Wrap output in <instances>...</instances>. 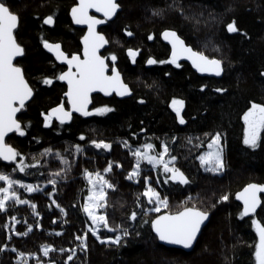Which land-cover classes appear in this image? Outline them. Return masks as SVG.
I'll use <instances>...</instances> for the list:
<instances>
[{
	"label": "trees",
	"instance_id": "obj_1",
	"mask_svg": "<svg viewBox=\"0 0 264 264\" xmlns=\"http://www.w3.org/2000/svg\"><path fill=\"white\" fill-rule=\"evenodd\" d=\"M7 3L19 15L14 34L24 52L15 63L22 68L32 87L33 98L17 115L22 125L30 122L25 135L13 133L6 141L22 154L25 164L35 165L34 154L42 163L29 168L26 175L13 171L15 162L0 161V171L11 174L13 179L41 185V190L33 193L14 186L22 199H29L37 205L40 215L35 216L28 204L13 206L9 201V207L0 212V244L6 243L9 249L14 247L25 253L35 252L36 259H30L31 264H36L37 258L44 264L50 260L65 264L73 248L75 256L68 264H255V245L259 239L251 221L255 218L264 225V207L252 216L241 218L242 207L235 194L253 181L264 183V132L256 149L244 145L242 119L252 102L264 103V0H120L118 16L100 29L108 40L102 56L111 66L110 54L117 55L116 66L132 89V95L128 99L114 96L105 99L95 95L92 107L107 104L114 111L89 117L74 115L64 124L51 119L48 126L44 124L42 113L46 115L62 102L67 108L66 86L59 80H53L50 85L42 83L44 76L57 75L64 70L43 50L42 39L61 44L67 54L81 53L80 38L84 30L74 28L68 17L75 0H7ZM156 8L162 10L158 16L153 15ZM47 15L54 17V24L49 28L43 23ZM232 20L237 21L239 32L227 31L226 25ZM126 28L133 33L132 36L126 34ZM166 29L175 30L194 50L220 59L222 77H199L183 62L180 67L157 63L147 68L146 60L150 56L157 60L169 59L170 48L161 37ZM149 35L153 39L149 40ZM128 48L140 50L135 63L127 55ZM218 88L224 91L217 92ZM173 97L186 102L182 109L186 120L183 125L176 120L175 112L169 106ZM216 132L221 134L225 168L219 174H207L196 157ZM82 133L85 136L83 141L79 138ZM172 136L176 137L175 141ZM189 137L192 138L191 144L188 143ZM90 139L110 141L111 151L95 149L88 143ZM122 140H128L133 149L146 142L158 146L161 140H166L189 183L163 184V174L145 165H142L139 181L127 180L126 175L135 158L122 146ZM77 143L82 144L85 151L76 154L75 159L70 152L65 153L71 162V171L58 181L57 191L48 197L47 192L52 191V186L45 180L48 173L60 165L55 157H41L40 153L48 147L64 152ZM109 160L119 161L122 168L114 165L113 171L106 174V178L117 186L108 190L106 214L110 224L122 223L128 227L130 235L122 237L117 246L102 244L88 233L85 251L75 239L84 234L88 224L81 209L88 195L83 169L102 172ZM144 176L150 177L152 186L167 195L169 202L174 201L162 213L181 208L188 192L192 193V199L187 201V206L196 205L209 211L210 221L201 230L189 253L166 248L151 232L150 220L156 214L149 212L145 217L136 206V197L141 194L143 207H152L142 196ZM156 179L161 183L156 184ZM225 193L229 200L217 203ZM52 199L65 209L66 215L51 203ZM261 200L264 205V197ZM133 210L139 213L135 221L128 219ZM10 216H15L18 221L16 231L24 232L27 224H33L32 230L26 236L9 233L3 225L12 224ZM53 217L57 218L55 223ZM144 220L149 223H143ZM37 221L41 223L40 228L35 227ZM100 233L115 234L108 230ZM8 235L12 236L10 241ZM45 244H51L55 249L47 257L40 251L41 245ZM61 248L65 251L60 252ZM0 264H17L16 253L10 250L0 252Z\"/></svg>",
	"mask_w": 264,
	"mask_h": 264
},
{
	"label": "snow or ice",
	"instance_id": "obj_2",
	"mask_svg": "<svg viewBox=\"0 0 264 264\" xmlns=\"http://www.w3.org/2000/svg\"><path fill=\"white\" fill-rule=\"evenodd\" d=\"M120 8L121 5L117 0H77L71 8L72 20L77 25L87 26V31L81 37L83 44L82 55L80 52L67 54L61 49L59 43H50L47 39H42L43 46L48 51L54 52L57 60L63 61L67 65V69L60 71L57 75L44 76L42 83L50 85L53 83V80L66 82L67 91L64 92V97H66L67 104L70 105V108L66 110L64 102H62L55 108L50 109L46 115L42 113L44 115L45 126L50 125L53 116H56L60 123L63 124L65 121L72 120L73 112L79 113L84 117H89L92 115H105L114 111L107 104L90 109L89 105L92 103L91 94L93 92L98 91L105 95L115 92L116 95L121 97L131 94L132 89L124 82L116 66L117 55L115 53L110 54L112 61L110 66L106 62V58L99 54V50L108 43V40L101 32L97 31V25L104 23L116 15ZM90 9H95L97 13H102L104 19L101 20L96 15H91ZM161 12V9H153V15L158 16ZM43 23L53 25V15L45 16ZM18 25V13L11 10L7 0H0V160L15 162L13 171L18 170L27 175L29 174V168L41 165V159L37 158L34 154L32 158L35 161V165L25 164L22 154L15 147L5 142L8 133L15 132L24 136L26 127L30 125V122L29 125H22V122L17 118V113L25 107V102L33 96V89L25 79L22 68L14 62V59L24 52V48L18 43L14 34V30L18 28ZM226 27L230 33L240 31L236 20L227 23ZM125 31L128 36L133 35L127 28ZM162 35L166 41L171 43V56L168 61L157 60L150 56L146 60L148 65L171 63L180 67L177 62L183 56L187 57L193 67L201 73L220 75L223 71L220 59L210 58L204 52L194 50L185 43L184 39L175 30L166 29ZM148 39H153V36L149 35ZM139 51V49H127V55L133 63H135ZM109 68L111 74H109ZM201 87L203 88L204 86L202 85ZM216 91L223 92L224 89L218 88ZM141 103H143V100H141ZM185 103L184 99L173 97L169 105L175 112L176 120L182 125L186 123L185 117L182 115ZM242 119L244 121L243 143L252 149H256L261 142V133L264 132V103L252 102L251 106L243 113ZM141 131H144V129H141ZM204 135L207 136L208 133ZM79 138L81 141L85 140L84 134L82 133ZM171 139L175 141L176 137L172 136ZM187 139L188 143L191 144L192 138L189 137ZM88 143L97 150L110 152L112 149V143L104 139H90ZM121 143L124 148L129 149L130 155L135 158V163L126 175L127 180L139 181L141 178L142 162H146L151 166L153 171L163 174V184L176 182L186 185L189 183L188 176L177 166L176 162L178 158L172 154V147L166 140H161L158 146L151 142H146L134 149L128 140H122ZM157 147L160 149L159 151L156 150ZM207 149V151L202 152L196 157L200 166L207 172H223L225 162L221 134L219 132L211 136ZM84 151L85 148L80 143L72 145L71 149L66 148L64 152L54 150L52 147L42 150L40 153L41 157H55L60 165L57 170L49 172L48 178L45 180L46 184L52 186V191L47 192L48 197H52L53 193L57 191L58 181L64 179L67 173L71 171V162L65 153L70 152L73 159H75L76 154L83 153ZM18 157L20 159L17 162ZM114 165L116 168H122L119 161L109 160L102 170L103 174L99 170L93 172L87 168L83 169V176L88 184V195L84 198L81 209L91 220V225L86 226L87 230L83 235L75 237L80 242L79 246L82 250H87L89 232L100 243H111L117 246L121 243L122 237L130 235L128 227L122 223H115L114 226L110 224L109 217L106 214V208L109 204L108 189H115L117 186L107 179L104 174L111 173ZM0 181H3L5 184L4 187H0V212L5 211L9 207L8 202L12 201L13 206L28 204L35 216L40 215L37 211V205L29 199H22L18 190L14 187L18 185L26 192L33 193L41 190L40 184L34 185L25 183L21 179H13L11 174L5 171H0ZM155 183L160 184L161 180L156 179ZM143 184L144 190L142 196L147 198L149 205H152V207L144 208L141 194L137 195L136 206L141 209L143 216L147 217L149 212L160 213L161 208H168L169 197L162 195L161 192L152 186L149 176L143 177ZM261 193H264V183H248L241 191L236 192V199L243 202V209L239 213L241 218L247 216L249 213L255 214L258 207H264L262 205ZM191 199V197H188L186 201H182L183 206L176 211L158 214L150 220L151 229L160 241L182 245L184 248H190L193 245L202 224L209 218V211L202 210L196 205L187 206V201ZM227 200H229V195L225 193L219 197L217 203ZM51 203L56 205V208L60 210L62 215H66L65 209L55 199H52ZM138 215L139 213L133 210L129 214L128 219L135 221ZM56 219V217H53L52 222L55 223ZM9 220L12 221V224L6 223L3 227L9 233H14L17 236H26L33 228V224H27L26 230L19 232L16 231V224L18 223L16 217L10 216ZM25 223L27 222L25 221ZM143 223L147 224L149 221L144 220ZM251 223L259 237L258 243L255 245V264H264V225L255 218L252 219ZM35 227L40 228L41 223L37 221ZM101 228L115 234L101 235ZM59 234L57 233V235ZM11 238V235L7 236L9 241ZM7 250L16 253L17 264H28L29 256L36 257L35 252L25 253L18 251L14 247L9 249V245L6 243L0 244V252ZM53 250L55 249L51 244L41 245L40 248L45 257L49 256L50 251ZM59 251L64 252L65 250L61 248ZM70 251L71 255L66 257L65 264H68L75 256V248ZM37 264H44V262L40 258H37ZM48 264H56V261L50 260Z\"/></svg>",
	"mask_w": 264,
	"mask_h": 264
},
{
	"label": "water",
	"instance_id": "obj_3",
	"mask_svg": "<svg viewBox=\"0 0 264 264\" xmlns=\"http://www.w3.org/2000/svg\"><path fill=\"white\" fill-rule=\"evenodd\" d=\"M119 1L120 0H117V2L119 3ZM76 2H77V0H76ZM75 2V3H76ZM73 7V6H72ZM71 7V8H72ZM71 8H70V11H69V17H70V20H71V23H72V26L74 27V28H77V29H80V30H84V33L87 31V26L86 25H77V24H75L74 22H73V20H72V17H71ZM121 11V8L118 10V12L117 13H119ZM89 12H90V14L91 15H96L99 19H101V20H103L104 19V17H103V14L102 13H97L96 11H95V9H90L89 10ZM117 15H114L113 17H111V18H109L107 21H105L104 23H102V24H100V25H97V31H99L101 28H103V26L104 25H106L107 23H110V22H112V21H114V19H115V17H116ZM46 27H51V26H53V25H46V24H44ZM100 32V31H99ZM164 32V31H163ZM162 32V33H163ZM14 33H15V30H14ZM84 33H83V35H84ZM162 33H161V37H162V40L167 44V46H169V48H170V54H169V57L171 56V50H172V46H171V43L169 42V41H166L165 39H164V37H163V35H162ZM82 35V36H83ZM81 39V38H80ZM107 39V38H106ZM50 43H52V42H50ZM61 45V44H60ZM80 46H81V55H82V49H83V44H82V41L80 40ZM108 47V43L107 44H105L100 50H99V54L100 55H102V53L104 52V50L106 49ZM43 50L46 52V53H48L49 55H51V57L53 58V60H54V62H56L57 63V65H59V66H63L65 69L64 70H66L67 69V65H66V63L65 62H63V61H59V60H57L56 59V56H55V53L54 52H50V51H48L44 46H43ZM23 55V54H22ZM22 55H20V56H18V57H16L15 59H14V62H16V60L18 59V58H20ZM106 62H108L107 60H106ZM186 63L189 67H191V69H192V71H194L199 77H209V78H221L222 76V72H221V74L220 75H216L215 73H201V72H199V71H197L194 67H193V65H192V63H191V61L190 60H188L187 59V57H181L179 60H178V64H181V63ZM151 66H153V65H148L147 63H146V67L147 68H149V67H151ZM121 73V72H120ZM109 74H111V72H110V68H109ZM121 77H122V74H121ZM123 79V78H122ZM60 83H64L65 84V86H66V91H67V84H66V82H64V81H60ZM31 87V86H30ZM95 95H100V96H102L103 98H110V97H115L116 99L118 98V99H128V97H130L131 95H132V92H131V94H129V95H126V96H124V97H121V96H118V95H116V93L115 92H113V93H111V94H109V95H105L104 93H101V92H98V91H96V92H93L92 94H91V96H92V98L93 97H95ZM33 98V96L32 97H30L29 98V100L28 101H26L25 102V105L26 104H28L29 102H30V100ZM65 98V101H66V97H64ZM66 105H67V108H66V110L67 109H69L70 108V105H68L67 104V102H66ZM56 107V106H55ZM55 107H53V108H55ZM91 107H92V103L89 105V108L91 109ZM17 115H18V113H17ZM74 115H76V116H81V117H84V116H82V115H80L79 113H76V112H73V116ZM55 120L56 122H58V123H60V121L57 119V117L56 116H53L52 117V120ZM71 121V120H70ZM70 121H65L64 123H67V122H70ZM63 123V124H64ZM13 133H15V132H12V133H8L7 134V136H6V138H5V142L7 143V141H6V139L7 138H9V136L10 135H12ZM0 161H2V160H0ZM3 163H11V162H4V161H2ZM243 189V188H242ZM241 191V190H240ZM261 195V197H264V193H261L260 194ZM236 196V195H235ZM236 201H237V203L240 205V207H242V209H243V202L242 201H239V200H237L236 199ZM260 207H258V209H259ZM257 209V210H258ZM163 214V213H162ZM252 215H254L253 213H249L247 216H252ZM210 221V214H209V218L202 224V226H201V230L208 224V222ZM200 230V232L198 233V235H197V239L200 237V234H201V231ZM151 232L154 234V236L156 237V234H155V232L151 229ZM157 238V237H156ZM197 239L194 241V243H193V245L190 247V248H184L182 245H175V244H171V243H168V242H164V241H160L158 238H157V241H158V243L159 244H161V245H163V246H165L166 248H174V249H177V250H179V249H181L182 251H184V252H186V253H189L192 249H193V247L195 246V244H196V241H197Z\"/></svg>",
	"mask_w": 264,
	"mask_h": 264
},
{
	"label": "rangeland",
	"instance_id": "obj_4",
	"mask_svg": "<svg viewBox=\"0 0 264 264\" xmlns=\"http://www.w3.org/2000/svg\"><path fill=\"white\" fill-rule=\"evenodd\" d=\"M209 142V141H208ZM160 150V149H159ZM159 150H157V151H159ZM208 149H207V146L204 148V150H201V152L199 153V154H201L202 152H204V151H207ZM142 165H145L146 167H148V169H151V166L150 165H148L146 162H142ZM204 170V169H203ZM204 172H206L207 174H208V172L207 171H205L204 170ZM102 173V172H101ZM219 173H221V172H219ZM218 173V174H219ZM103 174V173H102ZM209 174H217V173H212V172H209ZM104 175H106V174H104ZM84 180L86 181V179L84 178ZM0 182H2L3 183V185L5 186V184H4V182L3 181H0ZM176 183V182H175ZM252 183H256V182H252ZM86 185H87V192H88V184H87V181H86ZM4 186H2V187H4ZM109 190V189H108ZM187 196H189V197H191L192 198V193H187V195L183 198V199H185L186 200V198H187ZM146 200H147V198H146ZM180 202V201H179ZM172 203H174V201L172 200V201H170L169 202V205H171ZM152 206V205H151ZM165 210L166 208H161V210H160V213H156V212H152L154 215L156 214V215H158V214H162V210ZM87 216V215H86ZM87 219H88V224H86L87 226L88 225H91V220L87 217ZM101 230H107V229H103V228H101L100 229V231ZM89 234H91L90 232H89ZM258 239H259V237H258ZM32 261H35V259H36V257H31V256H29L28 257V264H31V260ZM37 264V263H36Z\"/></svg>",
	"mask_w": 264,
	"mask_h": 264
},
{
	"label": "flooded vegetation",
	"instance_id": "obj_5",
	"mask_svg": "<svg viewBox=\"0 0 264 264\" xmlns=\"http://www.w3.org/2000/svg\"><path fill=\"white\" fill-rule=\"evenodd\" d=\"M75 2H76V0H75ZM72 6H73V5H72ZM117 14H118V13H117ZM117 14H116V15H117ZM117 16H118V15H117ZM117 16H116V17H117ZM68 17H69V14H68ZM116 17H115V18H116ZM69 18H70V17H69ZM112 22H113V21H112ZM99 31H100V30H99ZM101 33H102V32H101ZM102 34H103V33H102ZM103 35H104V34H103ZM104 36H105V35H104ZM52 43H55V42H52ZM61 49H62V48H61ZM80 49H81V46H80ZM50 56H51V55H50ZM62 67H63V66H62ZM64 69H65V68H64ZM121 74H122V73H121Z\"/></svg>",
	"mask_w": 264,
	"mask_h": 264
}]
</instances>
